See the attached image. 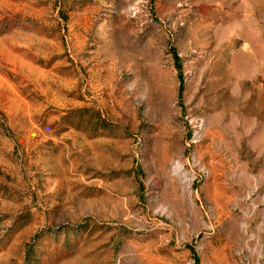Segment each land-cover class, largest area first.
<instances>
[{"label": "rangeland", "instance_id": "obj_1", "mask_svg": "<svg viewBox=\"0 0 264 264\" xmlns=\"http://www.w3.org/2000/svg\"><path fill=\"white\" fill-rule=\"evenodd\" d=\"M0 264H264V0H0Z\"/></svg>", "mask_w": 264, "mask_h": 264}]
</instances>
